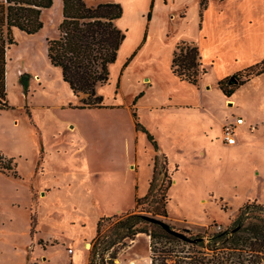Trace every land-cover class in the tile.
I'll list each match as a JSON object with an SVG mask.
<instances>
[{"label":"rangeland","instance_id":"374dc122","mask_svg":"<svg viewBox=\"0 0 264 264\" xmlns=\"http://www.w3.org/2000/svg\"><path fill=\"white\" fill-rule=\"evenodd\" d=\"M86 1L96 5L109 0ZM157 12L158 19L166 17L164 8ZM60 19L62 12L54 6L43 19L46 27L38 33L29 35L15 29L16 43L7 52V98L12 107L0 109V155L13 157L15 165L8 173L0 169V264H68V247L76 250L73 256H79L80 264H85V253L93 243L89 241L85 247L84 239L94 233L98 213L103 209L110 212L116 205L113 191L103 200L99 185L104 177L124 179L123 174L131 170L130 162L135 161L132 151L136 142L130 134L133 131L130 132L127 111L95 115L91 109L64 107L69 95L58 75L59 72L62 76V71L50 63L47 54V35L57 28ZM182 24L185 21H172L170 28L177 31ZM120 68L115 69L117 75L113 74L109 81L111 86L120 75ZM23 73L30 75L27 86L20 79ZM125 91L130 99L131 88ZM210 94L211 107L204 102L206 107L186 108L178 114L177 120L186 127L185 133L179 135V143L170 135L161 136L164 131L156 128L162 117L159 112L140 109L137 113L145 128L144 121L150 123L151 128L146 129L163 145L172 169H176L169 190V217H158L178 230L188 228L194 233L204 231L210 224H215L213 229L230 226L238 209L248 201L264 203V73L235 90L237 104L233 107L224 103L217 85ZM166 115L170 118L176 114L167 111ZM221 116L228 122L244 119L236 132L237 148L224 141ZM187 120L197 124H187ZM145 134L148 147H142V173L150 156L155 159L158 155ZM14 170L18 176L12 174ZM89 174L95 195L92 207L81 202ZM145 177L144 173L142 180ZM139 180L136 177L137 183ZM57 183L64 186L38 207L39 189ZM129 195L126 191L120 199L128 203ZM36 209L42 215L39 234L66 240L52 248L51 260L40 256L43 248L32 246L37 232L32 234L31 214ZM172 218L187 222L189 227L174 224ZM143 238L135 245L130 242L116 264H151V239Z\"/></svg>","mask_w":264,"mask_h":264},{"label":"trees","instance_id":"16d2710c","mask_svg":"<svg viewBox=\"0 0 264 264\" xmlns=\"http://www.w3.org/2000/svg\"><path fill=\"white\" fill-rule=\"evenodd\" d=\"M62 1L59 35L47 39L49 61L61 69L64 81L80 98V103L70 104L71 107L102 108L105 106L104 96L98 92V87L109 83L111 65L116 62L126 38L125 31L116 24L124 14V7L113 0L96 5H90L86 0ZM200 1L203 18L209 0ZM53 5L54 0H0V109L12 107L7 98V52L9 46L16 43L15 29L29 35L38 33L44 27L43 10ZM153 6L154 1L151 11ZM172 70L182 80L195 85L200 83L208 69L203 64L196 42L181 40L177 43ZM263 73L264 59L219 80L218 86L227 97H231L237 88ZM232 77L236 82H231ZM20 79L27 86L30 75L23 73ZM134 115L137 118L136 112ZM136 127L147 132L159 150L154 136L138 119ZM14 161L13 157L0 155L1 171L8 173L15 165ZM12 174L18 176V171L14 170ZM172 185L173 174L168 157L158 154L154 159L148 193L143 197L137 196L133 209L121 214L103 215L98 220L89 250V264H116L120 252L140 233L150 236L151 264H264V203L256 200L246 202L238 209L232 224L222 229H213L215 224H210L204 231L194 233L191 229L178 230L170 225L192 239L187 241L165 229L162 222L166 221L158 217H169V190ZM31 222L34 233L38 223L36 211L31 214ZM40 242L43 243L42 240Z\"/></svg>","mask_w":264,"mask_h":264},{"label":"crops","instance_id":"0c3cea01","mask_svg":"<svg viewBox=\"0 0 264 264\" xmlns=\"http://www.w3.org/2000/svg\"><path fill=\"white\" fill-rule=\"evenodd\" d=\"M113 1L122 3L124 7V14L116 21V24L120 29L125 31L126 38L120 48L116 62L111 65L110 80H113V74L117 75L115 72L117 67H121L120 75L115 80L113 86H111L112 82H109L98 87V92L104 96L105 106L102 108L71 107L70 104H79L80 98L74 94L70 85L63 80V75L61 76L58 72L59 77L62 79L61 83L65 87L64 91L69 95L64 107L80 110L91 109L96 111L95 115H105L107 111V113L116 114L125 110L131 118L130 132L133 131V133L130 134H132L136 142L135 148L132 151V155L134 154L132 159L135 161L130 162L129 168L131 170L123 174L125 175L124 179L117 178L116 176L115 179H112V177L109 180L106 177L102 179V183L99 186L100 191L102 190L103 200L111 195V191H113L116 205L114 207L115 209L110 212L103 209L98 213L96 226L98 220L103 215L121 214L133 209L137 196L143 197L149 191L150 181L154 173V156H150L144 172L146 177L145 180H142L141 176L144 173L141 171V154L143 152L142 147H148L146 144L147 136L143 130L137 129L136 120L141 121V117L137 116L136 118L134 115L135 112L138 113L140 109L159 112V115H162V117H159L160 120L157 122L156 128L164 131L163 134L161 133V136L166 138L170 135V138L174 142L179 143V135H183L186 128L185 124L177 120L180 116L178 114L183 112L181 110L186 108L198 109L202 106L206 107L204 102L206 104L210 103L209 106L211 107L212 102L209 100L211 96L210 91L216 85L218 86L219 80L232 76L264 59V0H209L203 18L201 17L200 0ZM153 1L154 6L151 11ZM54 6L62 12L63 1L60 0L57 3L54 0L52 7L44 9L42 12V18L44 20L45 15ZM159 8H164L167 12L166 17H163L161 20L158 19L157 10ZM150 11L151 18L149 19ZM176 20L185 21V24H182L177 31L170 28L171 22ZM61 21L62 19L57 21V28L47 35V39L59 35L58 24ZM45 27L46 22L43 28ZM181 40L194 41L200 47L202 61L208 69V72L201 78L198 85L182 80L172 70V60L176 45ZM126 62L128 64L123 69ZM32 81H34V78ZM118 82L119 87H117ZM107 86H110L109 89L106 88ZM127 87L131 88L130 99L125 94ZM219 90L222 92L220 88ZM141 93L142 95L135 102L137 96ZM222 94L224 103L232 107L237 104L234 98L235 94L231 97H227L223 92ZM228 100H233L234 102L227 103ZM167 111L175 113L176 115L169 118L166 115ZM183 117L187 118L185 115ZM220 120L222 128L229 121L228 119L222 118V116ZM191 123L197 124L187 120V124ZM144 124H146V128L147 126L148 129L151 128L150 123L148 124L144 121ZM171 135L174 136L171 137ZM175 136L177 137L175 138ZM157 137L160 140V135L157 134ZM158 143L159 150L154 148L155 151L157 154L166 155L165 148L159 141ZM238 145L239 141L232 147L237 148ZM128 151H131L130 148H128ZM127 157L131 160V156L128 155ZM168 160L170 170L174 177L176 169H172L170 158ZM117 174L121 177L120 171ZM88 177L89 180L83 188L84 194L81 197V202H83L82 205L89 204L92 207L95 206V195L92 190L91 175L89 174ZM136 177L140 179L138 183L136 182ZM69 183L70 185L72 184L71 182ZM63 186L57 183L52 187H41L38 191L40 198L38 196L36 198L38 207L40 202L45 203L46 201H50L51 198L49 196L56 189H61ZM126 191L131 194L129 195L131 197L128 203L120 199ZM206 201V199L203 200V202ZM53 204L56 206L57 203L55 202ZM36 212L38 223L35 232L37 234L33 238L34 242L32 246L34 248L35 246L43 248L44 254L40 253V256L45 255V259L51 260L52 248L60 244H65L66 240L64 239L65 237L40 235L39 227L42 215L37 209ZM172 221L179 226L189 227L186 224L187 222L175 221L173 218ZM202 224L206 225L207 222ZM96 226L92 236L84 239L85 247L90 244L89 241L94 239ZM143 236L149 238V235L140 233L133 240L132 245H135L138 240L144 239ZM41 240L43 243L40 242ZM69 248L67 252L68 264H80V257L73 256L76 250L71 247L73 252L70 254ZM85 254V264H89V252Z\"/></svg>","mask_w":264,"mask_h":264},{"label":"built area","instance_id":"2783aa9c","mask_svg":"<svg viewBox=\"0 0 264 264\" xmlns=\"http://www.w3.org/2000/svg\"><path fill=\"white\" fill-rule=\"evenodd\" d=\"M243 123H244V119L240 117L234 122H227L224 124V126H223V138L227 144L235 145L238 143V139L236 137V132L238 130V126L243 124ZM69 251L72 252L73 249H70Z\"/></svg>","mask_w":264,"mask_h":264},{"label":"water","instance_id":"95a60500","mask_svg":"<svg viewBox=\"0 0 264 264\" xmlns=\"http://www.w3.org/2000/svg\"><path fill=\"white\" fill-rule=\"evenodd\" d=\"M231 82H236V78L235 77H232L231 78ZM162 225L164 226L165 229H167L169 232L175 234L176 236L184 239V240H187V241H190L192 240L187 234L183 233V232H180L174 228H172L170 226V224L166 223V222H162ZM199 239V238H198ZM198 239H194L193 241H197Z\"/></svg>","mask_w":264,"mask_h":264},{"label":"bare ground","instance_id":"6f19581e","mask_svg":"<svg viewBox=\"0 0 264 264\" xmlns=\"http://www.w3.org/2000/svg\"><path fill=\"white\" fill-rule=\"evenodd\" d=\"M58 1L60 0H56V2L58 3ZM10 74V70H9V67H8V64H7V76Z\"/></svg>","mask_w":264,"mask_h":264}]
</instances>
